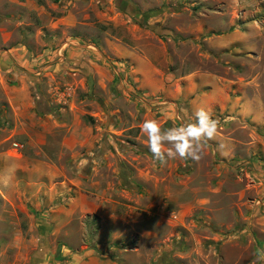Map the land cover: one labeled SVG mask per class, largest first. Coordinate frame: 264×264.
Wrapping results in <instances>:
<instances>
[{"label": "rangeland", "instance_id": "1", "mask_svg": "<svg viewBox=\"0 0 264 264\" xmlns=\"http://www.w3.org/2000/svg\"><path fill=\"white\" fill-rule=\"evenodd\" d=\"M0 264H264V0H0Z\"/></svg>", "mask_w": 264, "mask_h": 264}, {"label": "clouds", "instance_id": "2", "mask_svg": "<svg viewBox=\"0 0 264 264\" xmlns=\"http://www.w3.org/2000/svg\"><path fill=\"white\" fill-rule=\"evenodd\" d=\"M193 117L192 122H184L177 113L176 118L181 120L180 126L168 128H162L154 118L142 122L140 131L146 138V147L156 160L199 161L203 157L209 141L217 139L220 121L214 119L203 106L194 107ZM3 186L7 187V181L3 182Z\"/></svg>", "mask_w": 264, "mask_h": 264}]
</instances>
